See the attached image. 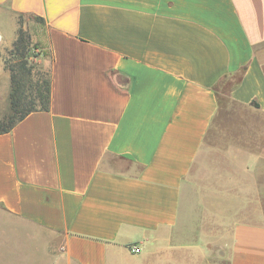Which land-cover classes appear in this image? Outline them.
<instances>
[{
	"label": "crops",
	"instance_id": "1",
	"mask_svg": "<svg viewBox=\"0 0 264 264\" xmlns=\"http://www.w3.org/2000/svg\"><path fill=\"white\" fill-rule=\"evenodd\" d=\"M0 13L39 18L23 28L52 69L50 109L0 134V211L28 243L51 234L56 264H264V0H0ZM219 85L241 110L213 162L229 240L199 238L193 219Z\"/></svg>",
	"mask_w": 264,
	"mask_h": 264
},
{
	"label": "rangeland",
	"instance_id": "2",
	"mask_svg": "<svg viewBox=\"0 0 264 264\" xmlns=\"http://www.w3.org/2000/svg\"><path fill=\"white\" fill-rule=\"evenodd\" d=\"M14 17V19H13ZM13 17L9 14L0 13V32H2L5 41L0 42V118L8 110V94L10 89V78L9 73L4 67L3 57L7 55V50L12 47L14 41V36L16 34V29L23 27L27 23L34 25L38 18H35L31 15H19L14 14ZM14 20L16 26L14 25ZM34 45V44H33ZM32 48L30 50L28 59L31 63L36 64L42 68H48L49 65L45 64L44 56L38 48ZM49 59V58H48ZM220 85L218 86L220 94V109L217 117L219 122L216 125L215 139L214 142L209 141V182H207V177L204 174V163L206 164V159L203 162V165H197L194 169V175L192 177L196 190V214L193 216L194 221L198 224V237L199 238H209L211 240H229L232 238V229L231 224L227 222L228 216H223L222 214V199L219 197V194L212 191L213 188V171L217 168L214 167V160L216 158L221 159V153L218 151L221 147L222 140L226 137L223 133L222 128L230 125L233 127L237 121V112L239 111L236 107H227V93L229 87L226 88L224 92L220 90ZM224 93V94H222ZM231 108V109H229ZM243 112V111H242ZM251 123L260 122L262 118L256 116H248L247 118ZM240 122V121H239ZM258 122V123H259ZM205 150V151H206ZM213 164V165H212ZM212 167L214 169L212 170ZM219 170V167H218ZM201 171H203L201 173ZM229 171H234L232 166H229ZM0 221L4 225H0V264H56L54 262V257L51 258L48 254L44 253V250L48 253L50 247L48 246V241L55 243V238L51 234H45L38 230L36 233L38 235L37 242L28 243V236L23 231L24 228H27L19 221H15L11 216L5 215L0 211ZM16 227L19 228L17 233L13 231H6L4 227ZM4 228V229H3ZM28 233H34L27 228ZM46 241L44 244L43 242ZM43 244L45 248L43 250ZM53 248V247H52ZM51 248V249H52ZM215 249V248H214ZM223 249H227L224 247ZM56 252H54L53 255ZM228 259L226 254H224L222 259V264H227Z\"/></svg>",
	"mask_w": 264,
	"mask_h": 264
},
{
	"label": "trees",
	"instance_id": "3",
	"mask_svg": "<svg viewBox=\"0 0 264 264\" xmlns=\"http://www.w3.org/2000/svg\"><path fill=\"white\" fill-rule=\"evenodd\" d=\"M32 45L41 51L39 45L33 42L31 34L21 26L12 47L3 57L4 67L9 73L10 89L8 110L0 118V134L11 131L30 113L48 111L51 107L52 69L50 66L42 68L29 61ZM226 88L223 86L224 90Z\"/></svg>",
	"mask_w": 264,
	"mask_h": 264
},
{
	"label": "built area",
	"instance_id": "4",
	"mask_svg": "<svg viewBox=\"0 0 264 264\" xmlns=\"http://www.w3.org/2000/svg\"><path fill=\"white\" fill-rule=\"evenodd\" d=\"M131 250L133 251V252H140V250H141V248H140V246L139 245H133L132 246V248H131Z\"/></svg>",
	"mask_w": 264,
	"mask_h": 264
},
{
	"label": "water",
	"instance_id": "5",
	"mask_svg": "<svg viewBox=\"0 0 264 264\" xmlns=\"http://www.w3.org/2000/svg\"><path fill=\"white\" fill-rule=\"evenodd\" d=\"M0 40H1V36H0Z\"/></svg>",
	"mask_w": 264,
	"mask_h": 264
}]
</instances>
